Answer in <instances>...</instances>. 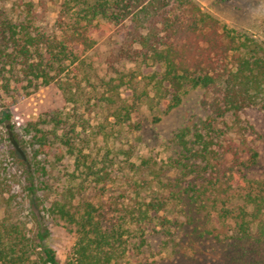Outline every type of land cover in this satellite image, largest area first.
<instances>
[{
    "label": "trees",
    "instance_id": "obj_1",
    "mask_svg": "<svg viewBox=\"0 0 264 264\" xmlns=\"http://www.w3.org/2000/svg\"><path fill=\"white\" fill-rule=\"evenodd\" d=\"M64 7L59 32L37 24L35 0L0 9V264H136L157 238L166 264H264V46L196 0ZM103 40L102 77L89 53ZM193 91L201 118L174 133L168 162H135L124 140L144 102L169 114ZM18 96L29 102L7 105ZM48 220L74 228V261L58 259Z\"/></svg>",
    "mask_w": 264,
    "mask_h": 264
},
{
    "label": "rangeland",
    "instance_id": "obj_2",
    "mask_svg": "<svg viewBox=\"0 0 264 264\" xmlns=\"http://www.w3.org/2000/svg\"><path fill=\"white\" fill-rule=\"evenodd\" d=\"M16 0H2L0 2V9L9 11L12 8L13 2ZM65 0H35L37 5V12L39 21L37 24L48 32H59L61 27H66L72 21V13H68L64 7ZM199 2L206 11L210 12L223 24L229 28L235 29L241 34H247L249 37L254 38L264 46V0H196ZM109 42L103 40L99 47L93 52L89 53L92 62L96 63L97 72L100 76L106 74L105 67L95 62L98 58V54L105 53L108 49ZM129 67H135L142 71L145 77H149L154 73L161 74L162 68L160 66L145 67L139 65H129ZM73 74H71V77ZM144 79V78H143ZM148 83L147 80H143V84ZM129 91L124 92V96L129 94ZM202 96V91H193L184 97L182 105L169 114H163L161 111H155L150 108V104L144 102L141 113L139 114L142 125L140 133H128L126 134L127 146L133 144L136 147V157L133 158L135 162L137 159H145L153 156L159 163L168 162L169 157L172 155V142L174 133L187 123L192 124L198 118H201L199 111V103ZM29 102V98L17 97V100L10 99L7 105L10 106H23L24 103ZM65 116L69 115V122H75L77 115H82L81 110L76 109L74 103H64V101L58 104ZM27 115V114H26ZM86 117V116H85ZM95 117V116H93ZM159 121L157 122V119ZM105 119H92L91 123L93 127L98 123L104 122ZM110 127V124H107ZM116 138L111 139L113 147H115L114 155L117 156V161L120 162L122 156L118 154L119 149H126V144L121 146L117 144L122 134H116ZM139 138V139H138ZM102 146V145H101ZM103 147V146H102ZM57 152V150H55ZM105 150L101 151L103 155ZM113 155V156H114ZM140 161V160H139ZM138 161V162H139ZM264 171V170H261ZM181 207H177L174 212L168 214L169 218L177 217L183 220L184 217L180 212ZM110 217V216H109ZM48 226L50 229L49 243L57 252L58 259L62 263L68 261H74V250L77 243V235L74 228L66 225L64 222L57 220H48ZM161 240L159 238L153 239L152 248L144 250L143 254L136 255L134 262L136 264H151L156 259L157 264H166L170 256L162 251L160 247ZM186 249H190V254L193 249L190 246H185ZM195 249H200L198 245H194ZM213 246L207 241L205 250L207 253L213 251ZM183 255V254H182ZM211 255L209 256L207 263H211ZM163 261V262H162Z\"/></svg>",
    "mask_w": 264,
    "mask_h": 264
}]
</instances>
